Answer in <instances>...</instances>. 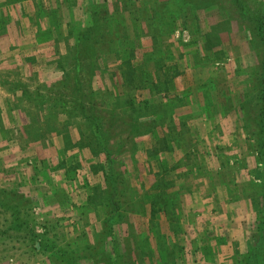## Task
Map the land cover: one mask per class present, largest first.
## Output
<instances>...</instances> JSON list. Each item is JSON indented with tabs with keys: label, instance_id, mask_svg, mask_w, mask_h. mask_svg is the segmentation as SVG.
Segmentation results:
<instances>
[{
	"label": "rangeland",
	"instance_id": "1",
	"mask_svg": "<svg viewBox=\"0 0 264 264\" xmlns=\"http://www.w3.org/2000/svg\"><path fill=\"white\" fill-rule=\"evenodd\" d=\"M186 1L34 0L42 29L16 33L51 44L8 75L30 137L16 192L0 195V264L264 257V0ZM78 98L97 103L100 128L70 112ZM213 187L239 214L211 209Z\"/></svg>",
	"mask_w": 264,
	"mask_h": 264
},
{
	"label": "crops",
	"instance_id": "2",
	"mask_svg": "<svg viewBox=\"0 0 264 264\" xmlns=\"http://www.w3.org/2000/svg\"><path fill=\"white\" fill-rule=\"evenodd\" d=\"M8 8H5V0H0V13H6L7 11L10 17L12 16V21L8 22L7 25L0 22V195H3L5 192H16V186L21 182L19 180L20 178H16V176L22 174V169L20 168L21 163L27 159L26 157H29L28 154H25V150H22L23 146L21 143L25 141V138L27 139L28 137L29 139L30 135H22L16 132V128L22 126V124L16 126V89L14 86L15 83L8 80V75L16 78V66L18 65L22 68L28 67V64H35L40 57L45 61L47 54L45 48L48 44H51V41L44 43L38 41L36 38L34 31H37L38 25L40 29H42V26L36 23L37 19L34 22L33 18L31 20L30 17L37 13L34 0H21L14 4V6L12 5ZM15 16L17 20L13 21L14 18L16 19ZM16 21L18 26H16ZM30 29L34 30L32 31L33 35H27L24 39L23 36H19L16 33L21 30H28L30 32ZM41 51L43 55H40ZM206 156L212 157L211 152ZM198 191L200 193H207L206 190L204 192L203 190ZM219 195V192L216 189L214 190L213 187L210 190V195L207 194L204 197L209 196L210 201L215 200L213 202L215 206L213 204L211 205L213 211V207H215L218 212L222 210L226 219H229L227 216L232 218L237 214L236 211L239 205L237 206V210L233 206V203L226 206L225 203H221V199H218ZM218 212L215 211V213ZM237 235L234 231L231 234L228 233L229 238H238L240 240L239 245L243 247L245 234L243 233L241 236ZM232 242L236 244L235 240ZM230 247L222 246L218 252H220V255L221 253L229 254L231 250L233 251L235 249L237 251L240 248L239 246L234 247L232 243H230ZM213 251L217 252L215 250ZM220 255L218 254L217 256Z\"/></svg>",
	"mask_w": 264,
	"mask_h": 264
},
{
	"label": "trees",
	"instance_id": "3",
	"mask_svg": "<svg viewBox=\"0 0 264 264\" xmlns=\"http://www.w3.org/2000/svg\"><path fill=\"white\" fill-rule=\"evenodd\" d=\"M182 2H183L182 4H183L184 8H186L188 5L192 4L191 2L189 3L186 0H185V2L182 0ZM192 2L194 3V1H192ZM194 4L196 5V2ZM204 5L206 7L212 6L210 2L208 4H204ZM263 40H264V36H263ZM133 76H134V74L125 75L124 81H126V83H130L131 84L130 81L133 79ZM61 97L64 99L63 101H64L65 105H61V106L57 105L56 108H62L63 107L62 110L65 109L66 111H68V108L66 106L68 101H65V100H67V98H66L67 96H60L59 98H61ZM98 107L99 106L97 105V103L93 99L89 103H85L83 100H80V98H78L77 99V108L76 107H72L71 109L69 108V110H71L70 112L75 113V114H77V113L74 112V110L75 111H79L81 113L80 116H82V118H84L85 121L90 122V126L91 127L92 126L93 127L97 126L98 128H100L101 125H99V118L96 116V112H97ZM130 135H132V134L129 133L128 134V138L130 137ZM166 141H168V137L165 138V139H161L160 140V142H162V143H166ZM130 142H132V140H130ZM80 144H81V142L79 143V145ZM87 146L90 147L91 151L96 153V151H97L96 148H93L90 144H87ZM134 146H135V144H134ZM98 151H100L102 153L104 152L106 154V156H107V160L110 161V162H113V159H114V156H115V152L111 151L106 146H100V145H98ZM263 198H264V196H263ZM162 211H164V210L162 209ZM262 214L264 215V211L262 212ZM262 214H261V216H262ZM263 229H264V227H263ZM42 237H44V234L38 235V236L35 235L33 237L34 238L33 239V241H34L33 247H34L35 251L40 250V248L42 247V245H43ZM258 264H264V257L258 262Z\"/></svg>",
	"mask_w": 264,
	"mask_h": 264
},
{
	"label": "built area",
	"instance_id": "4",
	"mask_svg": "<svg viewBox=\"0 0 264 264\" xmlns=\"http://www.w3.org/2000/svg\"><path fill=\"white\" fill-rule=\"evenodd\" d=\"M38 233H39L40 235H42V234L44 233V230H43V229H39V230H38Z\"/></svg>",
	"mask_w": 264,
	"mask_h": 264
}]
</instances>
